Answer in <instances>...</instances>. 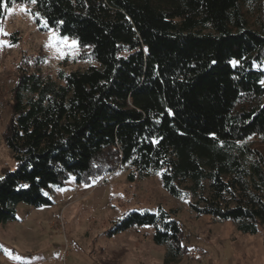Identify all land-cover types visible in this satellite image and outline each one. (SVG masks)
Masks as SVG:
<instances>
[{
	"label": "trees",
	"instance_id": "obj_1",
	"mask_svg": "<svg viewBox=\"0 0 264 264\" xmlns=\"http://www.w3.org/2000/svg\"><path fill=\"white\" fill-rule=\"evenodd\" d=\"M14 4L92 65L55 78L19 69L0 225L19 204L52 205L45 193L70 177L93 184L128 168L129 181L156 175L171 197H190L196 217L264 231V31L250 25L264 29V0H0V24ZM174 215L127 211L105 235L150 227L162 264H180Z\"/></svg>",
	"mask_w": 264,
	"mask_h": 264
},
{
	"label": "rangeland",
	"instance_id": "obj_2",
	"mask_svg": "<svg viewBox=\"0 0 264 264\" xmlns=\"http://www.w3.org/2000/svg\"><path fill=\"white\" fill-rule=\"evenodd\" d=\"M10 8L12 12L5 10L0 24L7 33L0 35V41L11 45L0 46V174L17 167L3 136L19 69L55 78L59 71L92 65L88 58H81L86 50L77 44L72 47L74 40L69 37L68 46H61L66 53L63 58L55 48L46 47L50 36L57 33L45 29L42 21L37 24L27 5ZM250 25L264 31L254 19ZM129 174L130 169L122 168L83 185L70 177L64 186L45 193L52 205L19 204L16 219L0 225V264H162L163 248L153 244L152 228H134L111 238L105 235L109 222L122 213H153L158 206L175 211L187 248L180 264H264V231L242 235L229 222L196 217L189 207L193 200L171 197L159 176L129 181Z\"/></svg>",
	"mask_w": 264,
	"mask_h": 264
},
{
	"label": "snow or ice",
	"instance_id": "obj_3",
	"mask_svg": "<svg viewBox=\"0 0 264 264\" xmlns=\"http://www.w3.org/2000/svg\"><path fill=\"white\" fill-rule=\"evenodd\" d=\"M31 3H35L36 0H30ZM9 13L12 12L11 8L6 9ZM21 11H25V9L21 8ZM0 35H7L6 32H4L3 27L0 26ZM67 37H59L57 34L53 33L52 36H50L48 44L46 45V47H52L55 48V50L60 54L61 58H63V56L66 54L64 50H62L61 46H64L65 48L68 46L67 45ZM76 42L73 41L72 42V47H75ZM0 46H11V45H6L5 42L0 41ZM230 63L233 66H236L238 64V61L232 60L230 61ZM261 83H264V81H262ZM0 179H2V177H0ZM24 187H27L26 185ZM19 259V258H18Z\"/></svg>",
	"mask_w": 264,
	"mask_h": 264
}]
</instances>
